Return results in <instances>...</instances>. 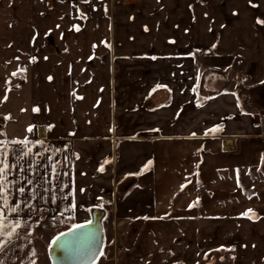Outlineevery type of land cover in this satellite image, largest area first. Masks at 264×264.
Masks as SVG:
<instances>
[{
  "label": "crops",
  "instance_id": "crops-1",
  "mask_svg": "<svg viewBox=\"0 0 264 264\" xmlns=\"http://www.w3.org/2000/svg\"><path fill=\"white\" fill-rule=\"evenodd\" d=\"M258 20L264 0H0V124L12 118L0 140L32 142L34 181L57 169L22 205L5 264H37L38 234L111 204L117 264H212L222 245L211 239L224 237L262 240L264 264V181L253 198L243 190L264 165ZM249 209L262 218L250 222Z\"/></svg>",
  "mask_w": 264,
  "mask_h": 264
},
{
  "label": "snow or ice",
  "instance_id": "snow-or-ice-1",
  "mask_svg": "<svg viewBox=\"0 0 264 264\" xmlns=\"http://www.w3.org/2000/svg\"><path fill=\"white\" fill-rule=\"evenodd\" d=\"M87 2V0H86ZM83 18V17H82ZM258 23H264V21H257ZM77 30H79V26H77ZM155 59V57H153ZM21 71H26V69H21ZM13 75H17V73H13ZM51 79V77H49ZM10 83V82H9ZM199 85H197V88ZM197 88H193V92H197ZM10 90V89H9ZM198 94V92H197ZM75 95V94H74ZM7 97H5L6 99ZM82 98V97H78ZM34 111H39V109H34ZM11 117H6V119H10ZM33 127H29L28 131L32 132ZM222 130V125H217L216 127L209 129V132L215 133L217 131ZM154 131H159V129H154ZM208 133L206 132L205 135ZM196 134L193 133V136ZM32 143L29 140H11V141H3L0 140V264H5L4 261V254L7 251V246L11 244L12 240L19 238V231L22 228V221L18 218L20 215V212L22 211V205L23 207L31 208L32 204L30 203L31 200L36 199L39 195V191L37 189L40 188V185L44 183H51V180L53 177L57 175V169L56 165L52 164L51 169L49 172V175L47 177H42L38 181H34L33 179L29 178L27 175V171H33L35 169H39L40 165L34 164V162L29 158L27 161L28 168L26 170L25 167V158L29 157V154L32 153V147H29L28 145ZM41 145H43L44 141H38ZM10 145H21L18 149H11V155L13 157V162H10L9 160V146ZM47 151V149H45ZM79 158V157H77ZM110 161H104V163H109ZM151 162H149V165ZM148 166H145V169L147 170ZM196 168H199V164L196 165ZM101 172L104 171L103 166L99 169ZM17 173H25L22 180H10L9 176L16 175ZM142 174V173H141ZM195 175H198V173H195ZM239 182V181H238ZM20 183V187L18 188H12L11 186ZM191 183V181H189ZM30 186L27 187L26 186ZM186 187V185L181 186V190ZM27 190V198H24V195ZM43 191H49L48 188H43ZM83 192L84 189H81ZM15 193L16 198L18 199V202L15 204L10 203L9 197ZM73 198H74V192H73ZM55 198L53 197V201ZM195 203H198L195 202ZM194 206V205H193ZM76 205L75 203L72 204V209H75ZM243 217H247L248 219H255L256 213L249 209L246 212L242 213ZM144 219H148L147 217H144ZM90 223V221H89ZM29 225L27 223H23V227L27 228ZM87 224H77L75 225V228L73 231H76L78 229L86 228ZM64 236H67V233L62 234ZM60 240V237H57L56 240L53 241V244L56 243V241ZM102 255V253H101ZM33 256H35V252H33ZM31 264H34V261L31 262Z\"/></svg>",
  "mask_w": 264,
  "mask_h": 264
},
{
  "label": "rangeland",
  "instance_id": "rangeland-1",
  "mask_svg": "<svg viewBox=\"0 0 264 264\" xmlns=\"http://www.w3.org/2000/svg\"><path fill=\"white\" fill-rule=\"evenodd\" d=\"M264 164V162H263ZM264 181V165H262L260 171H254V173H249L244 175V185L243 190L245 197L253 198L257 194V183ZM122 200V195L118 198L117 204ZM103 211L105 212V218L103 219V227L105 233V249L102 257L96 264H117L118 259L115 257V250L117 248V230L115 228L116 222L114 220L115 207L111 205H103ZM256 213V212H255ZM91 216L86 221H70V220H58L54 223L50 230H47L41 234H38L37 239V264H52L50 258V247L53 241L62 233L72 229L77 224L88 223L91 221ZM248 219L247 217H245ZM261 215L256 213L255 219H248L250 222H257L261 219ZM142 221L134 222L129 228V237L127 242V247L132 246L137 232L140 229ZM216 240L222 246L215 249L211 255H208L212 264H235L238 258V252L240 255L243 253L244 256L248 257L251 264H263V260L258 253V244L262 242L259 238H236V237H224L218 239H211V241ZM259 242V243H257ZM257 243V245H256ZM254 246L256 255H248L247 253L250 247ZM244 250V251H243ZM261 250V249H260ZM263 251V250H261ZM260 251V252H261ZM210 256V257H209ZM248 264V263H246Z\"/></svg>",
  "mask_w": 264,
  "mask_h": 264
},
{
  "label": "water",
  "instance_id": "water-1",
  "mask_svg": "<svg viewBox=\"0 0 264 264\" xmlns=\"http://www.w3.org/2000/svg\"><path fill=\"white\" fill-rule=\"evenodd\" d=\"M104 218L105 212L95 209L86 228L73 231V227L64 232L67 236L59 235L60 240L50 247L52 264H96L105 249Z\"/></svg>",
  "mask_w": 264,
  "mask_h": 264
},
{
  "label": "trees",
  "instance_id": "trees-1",
  "mask_svg": "<svg viewBox=\"0 0 264 264\" xmlns=\"http://www.w3.org/2000/svg\"><path fill=\"white\" fill-rule=\"evenodd\" d=\"M217 79L220 81V84H218L219 86L217 87V89L218 90H220V89H222L224 86H225V80H226V75L225 74H223V75H219L218 77H217ZM253 91V90H252ZM251 91V92H252ZM257 91H264V87L262 86V87H260V89L259 90H257ZM6 121H9V120H11V118L10 119H5ZM264 130V129H263Z\"/></svg>",
  "mask_w": 264,
  "mask_h": 264
},
{
  "label": "flooded vegetation",
  "instance_id": "flooded-vegetation-1",
  "mask_svg": "<svg viewBox=\"0 0 264 264\" xmlns=\"http://www.w3.org/2000/svg\"><path fill=\"white\" fill-rule=\"evenodd\" d=\"M6 117H10V116H5V117H3V123L2 124H0V130H3V128L5 127V124L7 123V122H9V121H11L12 120V118H11V120H9V121H6L5 119H6ZM95 210V209H94ZM91 217H92V213H91ZM91 220H92V218H91ZM91 222V221H90ZM89 223V222H88ZM82 224H86V223H82ZM75 227V226H74Z\"/></svg>",
  "mask_w": 264,
  "mask_h": 264
},
{
  "label": "built area",
  "instance_id": "built-area-1",
  "mask_svg": "<svg viewBox=\"0 0 264 264\" xmlns=\"http://www.w3.org/2000/svg\"><path fill=\"white\" fill-rule=\"evenodd\" d=\"M201 2H203V3H208L209 2V0H200Z\"/></svg>",
  "mask_w": 264,
  "mask_h": 264
}]
</instances>
